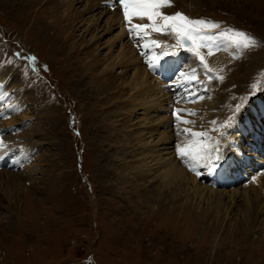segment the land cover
<instances>
[{
  "label": "rangeland",
  "instance_id": "374dc122",
  "mask_svg": "<svg viewBox=\"0 0 264 264\" xmlns=\"http://www.w3.org/2000/svg\"><path fill=\"white\" fill-rule=\"evenodd\" d=\"M86 1H78L74 11L79 13L84 9ZM43 2L45 0L41 4ZM50 2L45 8L47 12L57 1ZM223 2L220 9H215L212 1L211 5L198 3L203 10L195 19L219 23V28L206 32L222 43L223 46L215 50L222 53L228 63L226 65L218 58L215 63L218 69L221 67L227 72L221 79L214 67H210L213 76L208 81L210 89L204 91L198 87L194 100L199 101L202 96L212 101L220 99L222 103L218 108L223 110L220 120L227 126L251 100L264 102V0ZM28 7L32 9L26 16L25 12H16L12 0H0V78L3 89L10 88L0 104V112L8 108V115L13 120L9 125L4 123L6 121L0 122V140L5 146L0 148V264H264V209L257 208V212L247 217L240 197L236 196L235 205L230 207L229 198L223 196L224 199L219 201L223 207L218 219L210 212L204 216H200L198 210L195 212L194 198L187 202L192 210L190 207L178 208L186 203L182 204L185 201L183 193L172 195L178 208L175 213L169 202L166 204L158 199L146 202L149 195L144 190L152 187V183L149 174L140 172L135 166L138 156L123 159L117 155L126 152L124 150L140 155L141 144L134 141V131L120 132L130 129L137 116L140 123L149 125L148 119L143 118L147 113L131 101L132 89L110 101L113 105L130 98L125 106L107 110L102 99L101 105L98 104L96 96L100 90H92L91 96L84 84L92 79L78 72L87 60L84 49L78 53L80 57L71 58L65 53L69 47L61 44L63 37L52 45L45 39L46 33L39 29L45 24L42 16L34 18L40 4ZM57 7L54 10L58 13ZM27 10L28 13L30 9ZM55 16L58 19L57 14ZM89 16V13L84 14L86 20L76 24L79 36L91 28L88 35H83L87 40L94 34L87 21ZM107 17L98 22L95 33L99 30L102 33ZM123 23L126 26L127 23ZM111 24V34H101L95 46L96 52L104 58L100 69L104 64L121 59L114 57L121 45L122 48L125 46L124 55L128 56L127 49L135 42L136 47L133 46H138L141 57L138 56L148 66L150 50L146 48L140 53V37L128 34L127 30V35L119 42L114 41L118 24ZM229 28L246 32L257 43L248 49L234 48L220 37V33ZM133 69L131 64L124 63L111 71L119 77L115 92L121 93L132 84V75H138L133 74ZM150 70L158 78V71ZM186 80L185 71L173 78L166 71L159 80L167 83L169 98L175 100L167 112L174 120L183 112L177 102L182 99L189 104L188 92L183 93L179 85ZM107 86L108 82H104L101 90ZM179 91L183 93L182 97L178 95ZM160 106L166 112L164 107L168 105L161 102ZM156 107L154 105L153 109ZM115 110L125 112L127 118L109 119ZM3 119L6 120L0 114V120ZM261 120L264 121V115ZM199 121L196 119L193 124ZM217 130L213 128L212 131ZM115 133L118 135L115 142L123 144L112 149L106 137ZM251 139L248 131L243 138L245 147H249ZM238 179L243 181L244 177ZM123 180L127 184H123ZM196 180L201 183V174ZM163 190L155 195L159 197ZM263 190L264 184L256 192L264 201ZM204 202L207 201H202V205ZM227 206L229 209L225 208ZM216 235L219 240L214 244Z\"/></svg>",
  "mask_w": 264,
  "mask_h": 264
},
{
  "label": "bare ground",
  "instance_id": "6f19581e",
  "mask_svg": "<svg viewBox=\"0 0 264 264\" xmlns=\"http://www.w3.org/2000/svg\"><path fill=\"white\" fill-rule=\"evenodd\" d=\"M12 1L16 12H25L24 15L26 16L29 15L32 9L28 7L29 5L32 6L40 4V7L35 11L34 18H38V15H40V17L42 16V19L44 20L45 24H41L39 29L42 30V33H46L45 39L50 41L52 45H56V42L63 37L61 40V44L67 45L69 47H67L69 50H66L65 53L71 58L74 56L80 57V54L78 53H81L82 49H84V54L87 55V60L85 62L83 61V67H81L78 72H83L84 77L92 79V81L86 82L84 84V87L88 89L91 96H93L92 90H100L101 93L96 96V102L98 104L101 105L100 102L102 99L105 103V109L114 110L118 106L127 105L128 100H130L131 98V101L137 103V106H140L142 108L143 113H147V115L143 114V118L148 119L149 125L148 123H140V119L137 116V121L132 123V125L129 127L130 129L126 128V131L120 132V134H125L126 132L132 133V131H134V141L141 144L140 155H137L135 151L133 152L127 150H124L126 152H124L123 154L120 153L117 155L123 159H126L129 156H138L137 160H135L138 163H136L135 166L140 172L149 174V180L152 183V187L146 188L144 190V192L149 195V198H147L146 202H149V200L151 199H158L161 201L163 200V203L166 204L167 202H169L172 204L171 211L173 210L172 212L175 213L177 212L178 208L184 210L187 207H190V209L192 210L191 205L188 206L187 202H189L190 198H194L193 203L195 204L193 206V210L195 212H197L198 210L200 216H204L210 212L213 214L214 218H218V216H221V207L223 206L219 201H222V199H224L223 196H227L229 198L230 207L235 205V197H240V200H243L245 204V214L247 215V217L251 216L254 211L257 212V208L264 209V201L261 199L259 192L258 195L256 192V189L258 187L261 188V186L264 184V121L261 120V116L264 115V102H262L259 98V101L257 102L254 101L255 99L253 101L251 100L248 105L243 110H241V112L237 116H235L233 122L225 126V123H222L220 120L223 111L221 107L218 108L219 104L222 103L220 99L216 98L214 101H212L211 98L206 99L202 96L200 99H198L199 101L194 100V96L196 95L195 91L198 87L199 89H204V91L207 88L208 91L210 89L208 82L210 80H207L208 77L205 74L203 66L200 64L199 57H197L194 52L190 50L191 48L188 50H182L180 44H177V40L174 34H170L168 32H155L152 31L151 28L147 30L149 35L144 36L143 34H141L139 40V45L141 46L140 53L142 51H145L146 48H149L150 50V56L148 57L149 63H147L149 64L148 66L144 65L143 61L140 59L141 56L139 54V50H137L138 46L137 48H135L136 46L134 44H136V42H133L134 44H132L131 49L126 48L129 51L127 54L128 56L124 55L125 46L123 45L124 47L122 48L121 45L118 53L116 51L117 54L116 56H114L115 59L118 57H120L121 59L116 62H110L106 65L104 64L103 68L100 69L101 62L102 60H104V58L100 57V54L96 52L95 46L96 42H98V39H100L101 34H111L113 30L111 24L112 22H116L118 24V30H116L113 37L114 41L119 42L120 39L128 33L127 30L129 26L128 24H126L125 26V24L123 23V21L125 22L123 8L117 2V0H88V2H85L86 7L84 6V9H80L79 13L74 11V7L75 4H77V2H80L81 0H59V2L58 0H56L57 2H53V4H51L52 9L50 12H47V9H45L48 8V4L51 3L50 0H45V3L43 2L44 4H41L42 0ZM211 1L215 9H220L222 7L221 5L224 3L223 0H169V5L161 8L160 11L168 15L180 12L191 19H195L196 17H199V13L203 10V6L205 5V3L211 5ZM198 3H202L203 6L199 5ZM56 7L59 8L58 13L54 10L56 9ZM26 8L30 9L28 13V10ZM204 9L207 10L205 7ZM86 13L90 14L87 21L90 24L89 26H91L94 31L91 32L94 34H91V38L89 37L90 39L88 40L85 39L83 35H88L89 29L91 28L88 27L86 30L83 29V35L80 36L78 33V29L76 28L77 23H81L82 21L86 20H84L83 18L84 14ZM55 14H57L58 19L56 18ZM106 15H109V17H107ZM105 17H107V21H105L102 26V33L100 30L98 31V34L95 33V31L97 32L99 28V23H101V21ZM49 18L50 21L46 22V20ZM131 23L149 24L150 22L147 20V18L140 19L139 17H134ZM158 23L163 24V21L158 20ZM76 38V41H74L73 43L70 42ZM152 41H156L157 43L153 44ZM212 43L214 45L219 44L223 46L222 43L217 42L216 38L213 39ZM145 45H147V47H145ZM176 47H178L177 50H175ZM226 48L227 46H225L223 49L226 50ZM215 49L218 48L213 47L212 51L214 54L211 56L207 55L208 49L206 48L200 49V52L202 55H204L209 68L214 67L213 70L217 71V76H222L223 78V75L227 71H225V69L221 67L218 69V65L215 63V60L218 58V60L220 59L221 61H224L227 65L228 59L223 56L222 53H217ZM188 57H191L192 59L190 60L188 59ZM124 63L131 64L134 68L133 74L138 75H132L134 79L132 81V84H129L130 86H126V88L121 93L115 92L114 90L117 86L119 77L115 76L111 71L118 66L121 67V65ZM152 65H155V67H152ZM73 66L77 71L78 68L76 67V65L74 64ZM146 67L148 69H156L158 71V78L151 72L149 73ZM166 71L172 74V78L183 74V71H185V74H187V80L183 83H180L179 85L182 86L181 90H184L183 93L188 92L187 94L189 95L187 98L189 100V104L185 103L182 99L177 102V105L181 107L180 109H182L183 112L181 111L179 118L174 117L176 120L171 118L173 117L171 116V114L167 113L169 112V108L172 107V102H174L175 100L172 101L169 98V87L167 86V83L159 81L162 76H165ZM193 72L196 73L198 80L193 79L194 81L190 82V80H192L191 74ZM83 81L85 82V80ZM104 82H108V86L105 89L101 90V87ZM178 88H180V86ZM9 89L10 88L7 89V87L6 89H3L2 81L0 78V104H3V100L6 97V94L8 93ZM131 89L133 92L131 91ZM130 91V98L121 99L119 101H116L113 105H110L111 100L115 101L116 95H125ZM182 94L180 93V91L178 92V95L181 97ZM195 101L197 102L195 103ZM161 102H164V105H168V107H164L166 108V112L165 110L161 109ZM193 103H195L194 106L192 105ZM154 105L157 107L153 109ZM194 108L196 109L195 111ZM133 110L135 111L136 109L133 108ZM8 112V108L5 110L3 109V111L0 112V114H3L6 119L0 120V122L6 121L4 123L9 125L13 122V120L8 115ZM191 112H194L195 115L189 114ZM153 113L156 114L153 116ZM118 116H120L121 118H127L125 112L115 110L113 111L109 119L115 120L117 118L116 120H118ZM196 119L200 121L195 125L193 123H184L185 120L194 122V120ZM199 124L200 127H197ZM135 125H138V127H133ZM162 128L165 130L163 131ZM213 128H218V130L213 132ZM184 129H189L192 132L207 133V137L204 139V143L208 144L209 142H213V160H215L216 158V152L218 149L220 156V159L218 161V167L213 169V167L211 166V161L207 162V166H205L204 161L192 164L188 162L189 158H186L184 160L180 158L177 152L178 147H186L188 145H192L194 141L200 139L199 137H191L188 134L183 133L182 130ZM248 131H250L252 139L248 143L249 147H245L243 138ZM73 133L75 132H73L72 130V134ZM117 137L118 135L116 133L106 137V142L108 143V145H110V148L113 149L123 144L115 142ZM215 142H218V144ZM128 143L129 142H127V144ZM162 144H165L167 146L169 145L170 147L165 148ZM102 149H104V147ZM246 163H248V169H246ZM192 168H195V170H190ZM197 173L201 174V183L203 185H201V183L196 180V177L198 175ZM241 176H243L245 179V181L243 179L242 183L238 180V178H240ZM249 176L252 177L249 178ZM119 180L121 181V179ZM246 180L252 181L246 182ZM122 182L123 184H127L124 182V180ZM124 188L125 187H123L122 189ZM161 189H164L163 193L160 194L159 197H157L155 193L160 191ZM166 193L168 197L167 195H165ZM181 193H183L185 196V201L182 204H184L185 202L186 203L184 205H180V207L177 208L175 206L176 204L174 199H172V195H174L175 197V195H181ZM251 194L253 195L252 198L250 197L252 196ZM262 197H264V195ZM251 199H253V201H251ZM202 201L207 202L206 204L204 202L205 205H202ZM225 208L229 209L228 206ZM223 212L227 214L226 211ZM217 237L219 236L216 235L213 239L214 244H216L217 240H219L217 239Z\"/></svg>",
  "mask_w": 264,
  "mask_h": 264
},
{
  "label": "snow or ice",
  "instance_id": "6c2138e0",
  "mask_svg": "<svg viewBox=\"0 0 264 264\" xmlns=\"http://www.w3.org/2000/svg\"><path fill=\"white\" fill-rule=\"evenodd\" d=\"M117 2L123 8L124 20L128 24V31L130 35L141 37L149 35L147 30L151 28L155 32H168L174 34L177 40V44L190 43L193 47L190 49L194 54L199 57L200 64L205 70V74L208 75V79H213L211 75V68H209L204 55L201 54L200 49H208L207 55H213V47L219 48V44H213V37L209 36L206 32L207 29H217L220 27L218 22H211L206 19H191L188 16L176 12L175 14L168 15L160 11L161 8L169 5V0H117ZM134 17L140 19L147 18L149 24H132L131 21ZM158 20H162L163 24L158 23ZM220 37L228 41V43L234 48L248 49L254 46L257 41L254 37H251L246 32L229 28L220 33ZM153 44L157 43L152 41ZM147 47V45H145ZM18 55V54H17ZM35 60V57H30ZM155 67V65H152ZM192 79H197L196 73L191 74ZM222 79V77H221ZM179 111V110H177ZM187 111V110H185ZM195 115L194 112L189 113ZM184 123H193L192 121L185 120ZM214 123V122H213ZM183 133L188 134L191 137H199V140L193 142L192 145L186 147H178L177 152L182 160L189 158L188 162L196 164L200 161H211L213 169L219 166L218 161L220 159L219 151L217 149L215 160L212 159L213 142L208 144L204 143V139L207 137L205 132H192L189 129L182 130ZM218 144V142H215ZM2 141H0V147H3ZM190 170H195L192 168ZM199 175V173H197Z\"/></svg>",
  "mask_w": 264,
  "mask_h": 264
},
{
  "label": "water",
  "instance_id": "95a60500",
  "mask_svg": "<svg viewBox=\"0 0 264 264\" xmlns=\"http://www.w3.org/2000/svg\"><path fill=\"white\" fill-rule=\"evenodd\" d=\"M190 43H182V48L185 49L189 46Z\"/></svg>",
  "mask_w": 264,
  "mask_h": 264
}]
</instances>
